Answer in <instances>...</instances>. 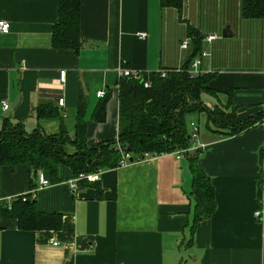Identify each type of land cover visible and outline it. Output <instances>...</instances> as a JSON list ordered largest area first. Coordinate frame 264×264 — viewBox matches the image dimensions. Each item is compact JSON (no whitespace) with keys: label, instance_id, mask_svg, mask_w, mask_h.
<instances>
[{"label":"crops","instance_id":"0c3cea01","mask_svg":"<svg viewBox=\"0 0 264 264\" xmlns=\"http://www.w3.org/2000/svg\"><path fill=\"white\" fill-rule=\"evenodd\" d=\"M242 5L81 0L82 47L74 50L52 44L59 0H0V20L11 25L0 33V131L11 119L23 121L29 133L41 128L74 136L83 104L87 146L116 140L119 69L190 70L203 50L209 55L199 70L211 75L212 90L202 99L237 122V128L216 124L198 113L207 130L200 132L205 148L197 162L216 200L213 213L199 221L193 156L163 152L106 167L98 183L76 192L66 184L74 170L61 165L57 178L47 174L52 183L34 194L37 175L28 165H0L2 201L30 194L37 210L60 215L57 228L22 229L18 218L0 214V264H264V222L254 216L264 164V17H244ZM209 35L216 38L207 40ZM101 90L105 98L97 96ZM43 103L54 104L60 115L40 118L36 106ZM102 103L106 114L98 120ZM251 120L257 122L246 126Z\"/></svg>","mask_w":264,"mask_h":264},{"label":"trees","instance_id":"16d2710c","mask_svg":"<svg viewBox=\"0 0 264 264\" xmlns=\"http://www.w3.org/2000/svg\"><path fill=\"white\" fill-rule=\"evenodd\" d=\"M179 2L180 0H163V3L176 6H179ZM242 12L246 18L264 17V0H243ZM80 15L81 0H59V19L54 25L52 37L54 47L74 50L82 47ZM144 75L151 82L149 87H145L140 80L126 77L119 80L118 139L89 148L86 143L83 104L80 105L74 136L66 131L50 135L41 128L29 133L23 121L8 119L0 131V165L15 167L26 164L33 170V174L37 175V171L42 169L52 179L57 178L61 165H67L74 170V176H78L83 172L119 166L121 153L118 145L126 147L133 160L145 152L169 153L190 147L192 142L187 114L192 112H206L216 124L237 128V122L231 114L219 107L209 108L202 99L204 93L212 90L209 87L211 75H193L187 68L169 70L165 77L158 72ZM36 112L40 118L60 115L58 107L51 103L39 104ZM105 114L106 105L102 103L96 110L95 117L103 120ZM223 118L226 121L222 122ZM256 122L251 120L245 125ZM68 143L75 146V151H66L65 145ZM187 154L193 156L191 169L193 195L196 198L195 220L199 221L209 217L216 208L214 186L197 162L198 153ZM32 183L34 187L37 186ZM82 183L84 185L87 181ZM35 203L30 194L18 196L12 201L10 208L7 202L0 201V214L18 218L22 229L60 226L59 214L43 213L37 210Z\"/></svg>","mask_w":264,"mask_h":264},{"label":"built area","instance_id":"2783aa9c","mask_svg":"<svg viewBox=\"0 0 264 264\" xmlns=\"http://www.w3.org/2000/svg\"><path fill=\"white\" fill-rule=\"evenodd\" d=\"M11 29V25L10 22L5 20V19H1L0 20V33H7L9 32ZM140 35L142 37H145L146 34L145 33H140ZM214 38H216V35H209L207 36V40H213ZM190 44V41L188 39L184 40L182 42V46L184 48H187ZM209 55V52L206 50L201 51V53L199 55L196 56V58L194 59L193 63H192V69L189 70V72L193 75H198L201 74L202 72L199 70V66L202 63V58L204 56ZM120 78L126 77L129 79H135V80H140L143 82L145 87H149L151 82L149 79L145 78V75L147 73V75H149L151 72H141L138 70H133L127 67H122L121 69H119L118 71ZM158 73H160V75L162 77H165L168 73V70L166 69H162L160 70ZM65 78V72H62V79ZM106 95V91L105 90H101L97 93V96L100 98L105 97ZM60 106H64L65 105V99L64 98H60L58 101ZM9 105L7 103H4V109H8ZM261 125L264 126V115L263 118L261 120ZM190 136H191V145L188 148H181L178 149L176 151H174L173 153H175L179 158L186 155L187 153L191 154V153H198L199 151H201V149L205 148V144L202 143L200 141V125L197 122L192 121L190 123ZM119 151L121 153V159L119 162V166H123V165H127L128 163L134 162V161H141L147 158H151L155 155H157L158 153H151V152H145L142 156H139L136 158V160H133L131 157V154L127 151V148L122 146V145H118ZM188 155V154H187ZM101 173L102 170H95V171H91V172H83L80 173L78 176H74L72 177L70 180H68L66 182L67 186L69 187V189L73 192H76L80 189H82L84 187L83 185V181H87V182H91V183H95L100 181L101 179ZM37 181H38V185L37 187H35L30 193L34 194L38 188L40 187H46L49 186L52 182L50 180V178L48 177L47 173L40 169L37 171ZM261 183H262V187H261V206L258 210L255 211L254 216L255 218L260 221V222H264V164L262 166V173H261ZM31 196V195H30ZM0 201H2V199L0 198ZM11 203L9 202L8 207H11ZM57 244V243H55Z\"/></svg>","mask_w":264,"mask_h":264},{"label":"rangeland","instance_id":"374dc122","mask_svg":"<svg viewBox=\"0 0 264 264\" xmlns=\"http://www.w3.org/2000/svg\"><path fill=\"white\" fill-rule=\"evenodd\" d=\"M203 96L205 98H208L207 94ZM192 121L199 123L200 128H201L200 131H202V133H204L205 130H207V119L205 118L204 115L194 113V112L187 114V124H190ZM189 129H191L190 126H189ZM65 149L67 152H73L75 151V146L73 144L68 143L65 145Z\"/></svg>","mask_w":264,"mask_h":264},{"label":"water","instance_id":"95a60500","mask_svg":"<svg viewBox=\"0 0 264 264\" xmlns=\"http://www.w3.org/2000/svg\"><path fill=\"white\" fill-rule=\"evenodd\" d=\"M226 33L224 32V35H225Z\"/></svg>","mask_w":264,"mask_h":264}]
</instances>
